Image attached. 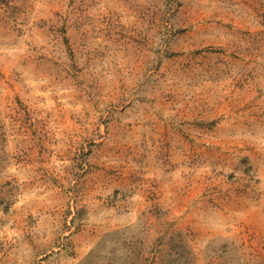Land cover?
I'll use <instances>...</instances> for the list:
<instances>
[{
    "label": "rangeland",
    "instance_id": "obj_1",
    "mask_svg": "<svg viewBox=\"0 0 264 264\" xmlns=\"http://www.w3.org/2000/svg\"><path fill=\"white\" fill-rule=\"evenodd\" d=\"M0 264H264V0H0Z\"/></svg>",
    "mask_w": 264,
    "mask_h": 264
}]
</instances>
